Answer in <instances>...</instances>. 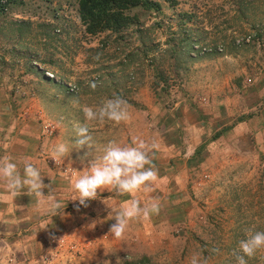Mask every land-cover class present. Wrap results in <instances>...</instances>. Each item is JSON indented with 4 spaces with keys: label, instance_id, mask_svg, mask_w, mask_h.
Wrapping results in <instances>:
<instances>
[{
    "label": "rangeland",
    "instance_id": "1",
    "mask_svg": "<svg viewBox=\"0 0 264 264\" xmlns=\"http://www.w3.org/2000/svg\"><path fill=\"white\" fill-rule=\"evenodd\" d=\"M150 1L160 8H130L126 27L89 35L77 0H0V90L69 146L66 160L97 159L109 142L157 145L158 180L137 198L158 199L160 211L130 223L135 246L123 255L110 242V264H190L197 253L236 264L240 240L264 231V0ZM117 95L127 128L85 120V107ZM77 125L90 147L76 144ZM58 244L70 263L76 245ZM246 259L264 264V249Z\"/></svg>",
    "mask_w": 264,
    "mask_h": 264
},
{
    "label": "crops",
    "instance_id": "2",
    "mask_svg": "<svg viewBox=\"0 0 264 264\" xmlns=\"http://www.w3.org/2000/svg\"><path fill=\"white\" fill-rule=\"evenodd\" d=\"M18 110L0 90V158L10 157L21 175L25 163H32L40 170L43 183L49 185L44 189V195L54 196L64 207L53 215L45 203L28 194L26 189L12 199L0 182V264H34L41 256L48 264H65L58 254L63 248L58 244L60 240L66 245L75 244L78 249L77 253L72 252L74 255L70 254L72 258L67 264L109 262L112 241L117 244L114 246L117 253L126 250L128 243L135 246V239L127 238V234L117 240L109 233V227L114 223L110 202H118V198L121 201L123 195H117L111 189L103 193L101 190L97 200L89 202L88 208L75 210L78 202L71 201L72 185L95 159L89 156L81 160L64 159L63 163L69 166L65 172L56 164H48L46 156H51L56 141L44 137L43 130L40 131L35 122L26 121V112L23 115ZM120 124L121 128L128 126ZM109 192L107 198L104 194Z\"/></svg>",
    "mask_w": 264,
    "mask_h": 264
},
{
    "label": "clouds",
    "instance_id": "3",
    "mask_svg": "<svg viewBox=\"0 0 264 264\" xmlns=\"http://www.w3.org/2000/svg\"><path fill=\"white\" fill-rule=\"evenodd\" d=\"M90 87L94 89L96 84L93 82ZM128 108L127 101L117 95L105 100L96 110L85 107L83 113L86 121H97L103 124L105 120H108L119 124L130 119ZM75 131L79 137L76 141L79 148L85 145L90 147L91 136L87 125H77ZM133 143L134 146L121 147L115 142H109L103 154L92 160L90 167L86 168L72 185L74 195L71 201L78 202L75 206L76 211H79L81 207L88 208L89 202L97 200L98 193L104 189H111L129 197L115 212L114 223L109 227V233L117 240L124 237L132 221L140 218L148 220L151 215L158 214L160 211L158 199L153 198L142 206L140 199L137 198L138 193H151L154 190L153 185L158 180L157 170L149 156V152L157 145L155 143L148 145L143 140ZM70 151L69 146L61 142L52 149L51 159L55 163H62ZM0 182H3L8 196L12 199L26 189L28 194L35 196L39 202L45 203L53 215L64 207L54 196L44 195V189L49 185L43 183L40 170L32 163H25L21 175L16 163L12 162L10 157L0 158ZM50 239L54 237L50 236ZM262 249H264V231H249L246 238L240 240L238 252H234L236 264H248L246 258H252ZM34 264H48V262L44 256H41ZM104 264L109 262L106 260ZM190 264H208V260L197 253L192 256Z\"/></svg>",
    "mask_w": 264,
    "mask_h": 264
},
{
    "label": "trees",
    "instance_id": "4",
    "mask_svg": "<svg viewBox=\"0 0 264 264\" xmlns=\"http://www.w3.org/2000/svg\"><path fill=\"white\" fill-rule=\"evenodd\" d=\"M80 21L89 35L103 31H117L126 27L131 19L127 14L130 8L142 6L146 9H159L150 0H77ZM3 8V7H2Z\"/></svg>",
    "mask_w": 264,
    "mask_h": 264
}]
</instances>
